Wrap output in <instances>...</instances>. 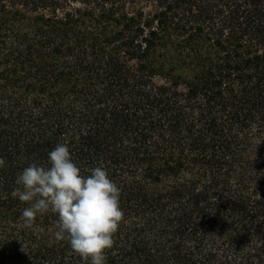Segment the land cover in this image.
<instances>
[{
    "label": "trees",
    "instance_id": "trees-1",
    "mask_svg": "<svg viewBox=\"0 0 264 264\" xmlns=\"http://www.w3.org/2000/svg\"><path fill=\"white\" fill-rule=\"evenodd\" d=\"M58 143L121 189L107 264H264V0H0V264H87L12 195Z\"/></svg>",
    "mask_w": 264,
    "mask_h": 264
},
{
    "label": "clouds",
    "instance_id": "clouds-1",
    "mask_svg": "<svg viewBox=\"0 0 264 264\" xmlns=\"http://www.w3.org/2000/svg\"><path fill=\"white\" fill-rule=\"evenodd\" d=\"M0 157V168L5 167ZM13 197L28 204L23 223L31 228L37 216L50 210L58 216L57 239L67 240L87 264H107L124 213L119 185L107 169L96 166L85 175L73 160L69 146L58 143L47 155V164L31 163L16 176Z\"/></svg>",
    "mask_w": 264,
    "mask_h": 264
}]
</instances>
